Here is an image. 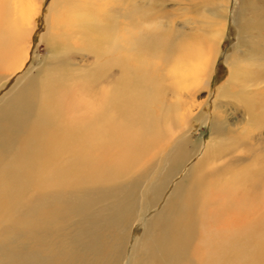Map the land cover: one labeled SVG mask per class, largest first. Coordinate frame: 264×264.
I'll list each match as a JSON object with an SVG mask.
<instances>
[{"label":"bare ground","instance_id":"bare-ground-1","mask_svg":"<svg viewBox=\"0 0 264 264\" xmlns=\"http://www.w3.org/2000/svg\"><path fill=\"white\" fill-rule=\"evenodd\" d=\"M230 8L217 5L220 19L203 21L197 35L166 25L160 9L140 0H0V93L8 89L0 97V264L257 261L264 218L253 210L257 189L255 196L239 193L249 176L243 159L231 160L236 164L224 174L203 171L231 140L228 133L248 135L256 125L264 93V68L251 73L239 51L226 57L229 80L208 108ZM44 15L39 38L49 55L42 59L34 48ZM252 18L239 20L242 34L262 26ZM198 92L206 95L198 100ZM227 107L247 114L243 128H232ZM200 125L212 135L207 144L189 137ZM167 144L160 156L155 150ZM142 161L150 166L132 175ZM144 179L148 210L163 204L127 256L126 212Z\"/></svg>","mask_w":264,"mask_h":264},{"label":"rangeland","instance_id":"rangeland-1","mask_svg":"<svg viewBox=\"0 0 264 264\" xmlns=\"http://www.w3.org/2000/svg\"><path fill=\"white\" fill-rule=\"evenodd\" d=\"M140 1L141 3H143V5H147L148 7L150 6L154 7L155 10L160 9L159 16L161 19L165 21L166 25H171V23L173 22L175 24V27L179 28L180 30L188 31V32L194 31V33L197 35L199 31H196V30L198 27L204 25L203 21L217 22L220 19V17L215 16L217 5L225 4V5L231 6L230 9L232 10V12L230 10V17L229 19H227V22H224L222 24L223 25L222 28L225 30L226 37L224 36L222 40L220 50L217 56V62H216L217 66H216V71L214 74V80L212 84L211 98L209 101L210 106L208 107L209 109H211L213 102L216 99L217 94L219 93L220 86L225 85L229 80L230 68H229V64L226 61L227 56L232 55L231 57V60H232L235 58V55H234L235 53L237 54V52L239 51L245 52V57L246 59L248 58L246 62H249L251 64L250 68L252 67L253 72L251 71V73L253 74L254 72L258 73L260 72V69L264 68V0H229V4L227 0H140ZM184 5L191 6L189 7L191 9L189 11H186V13H183V10L181 9V7ZM233 8H236V9L234 10ZM116 11H117L116 9H113V14H111L112 27H114L113 26L114 24L116 25L112 33L118 32L117 29L119 28V25H120V22L118 23V20H117L118 17L115 15ZM211 11L214 12V15L210 14ZM240 11H242L244 14L242 15ZM107 12L108 14H106V18L107 16L109 17L110 11H107ZM46 14L47 13H45V15ZM45 15L41 16L40 19L38 20L39 21L38 23L39 26L37 29L38 34H36V40H35L37 45H35V48H34L36 52V56H39L42 59L45 56L49 55L48 52L46 51L44 43L41 42L39 38L40 32L44 27ZM251 16H253V18L250 21H252L254 25H255V22H258V23H262V26L261 27L255 26L254 28L248 30L246 33L242 34L241 33L242 30L240 28V25L238 24L239 20L244 19V18H251ZM100 23H102L101 24L102 27H105L106 25L105 20L100 21ZM241 34L245 36V38H242L240 40ZM214 47L215 45H213V48L209 45L206 47V50L207 48H209L207 50L209 51V53L210 51L214 52ZM254 65L256 66L253 67ZM247 69L248 68H246V70ZM169 73H171V71L168 72V74ZM171 76H170V79L168 80L169 83L171 81L175 83L176 77L173 76L172 74ZM248 80L250 81V79ZM7 90L8 89L6 88L4 92L0 93V97L3 96V94ZM238 94L239 92H236L235 96H237ZM205 95H206L205 92H198L196 98L198 100H201V98H203V96ZM221 99L226 100L224 97H221ZM263 99H264V93L263 94L261 93L259 103L257 104V106L258 105L259 106L255 110V112H257L256 125L253 124L255 126L249 129L250 132H248V135L239 133L236 136L237 133L235 134L228 133V135L231 137V140L226 141L224 144V147L223 148L220 147L218 151L214 154V160L212 161L211 166L208 167L209 169L206 168V166L203 169V171H208V172L218 171L220 175V174H224L225 172L229 171L231 168H234V164L236 163L230 164L231 160L238 159L241 161L243 159L242 160L243 162L241 163H243L242 165L245 168V175L248 172L249 176L247 177V182H246L247 185H244V187H242L243 189L241 191L239 190V193L245 192V194H243L242 196H250L251 191H253L252 193L254 195L255 189H257L253 210L255 212V216L259 220L264 218V212H263L264 210V206H263L264 205V180L263 178H259V176H256V174L259 173L261 175H264V157H263L264 154L255 155L253 151L255 149H258L259 147H264V107H263L264 100ZM232 100L235 105L241 106V102L239 99L235 98ZM260 101L262 102V104L260 103ZM226 110H227V115L229 116V120L231 124H234L232 125V128H234V126L238 128L240 127L243 128V125L248 120L247 114L246 113L243 114L239 110L235 111L233 108H230V107H227ZM241 122L243 123L241 124ZM204 126L202 125L198 126L199 128L198 131H191V133L189 134V137L192 139V141L196 142L198 139H203L202 143L207 144V142L209 141L212 135L209 132V129ZM235 136L236 138H232ZM247 136H249V138H247ZM170 145L171 144H167L165 145L166 147L159 145V147L155 151L161 152L160 156H164L166 152L168 151V149H170ZM202 152H204V145H202L201 147L200 154ZM252 155L258 156V158L251 157ZM199 156H197L193 162L199 159ZM157 159L153 160L152 163L156 164ZM148 163L149 162L143 163L142 161V163L139 165L138 168H136L135 172H133L132 175L139 174L142 167L150 166V164ZM261 169H262L263 174L261 173ZM177 172H178V169H177ZM185 172H186V169L184 168L183 170H181L179 175L173 179L172 183L170 184L169 189L167 190V192H165L164 197L166 196V194L170 192V189L173 187V183L176 182L178 178L184 177ZM127 178L128 176L121 178L119 182L124 181ZM147 181H148L147 179L146 180L144 179V181L140 185V189L137 192V200L135 203V207L132 210V214H128L127 212H126L127 215L125 214L126 216L128 215L130 216V217L128 216L130 219V224H129V228L127 231V239H126L127 256L129 255L128 254L129 248L133 244L134 237L136 238L137 236L141 235L142 225L145 223V220L149 217V215L153 213L154 210H155L154 212L158 211L163 204V201L161 200L160 202L157 203V205L154 208H152V210L151 209L148 210L149 206H147V204H149V198L143 197L142 195V191L145 185L147 184ZM108 203H109V200L108 201H98L94 205L92 211H99L103 209V207ZM139 217H142V220L141 222L136 223V219ZM75 221H77L76 218L69 219V223H72ZM254 243L256 244V241ZM257 258H258L257 261H254L255 263L253 264H264V252H261L259 255H257ZM126 259L127 258H125V261Z\"/></svg>","mask_w":264,"mask_h":264}]
</instances>
